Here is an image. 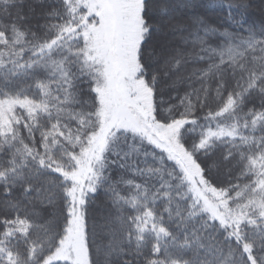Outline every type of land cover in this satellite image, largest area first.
I'll return each instance as SVG.
<instances>
[{"label":"snow or ice","instance_id":"6c2138e0","mask_svg":"<svg viewBox=\"0 0 264 264\" xmlns=\"http://www.w3.org/2000/svg\"><path fill=\"white\" fill-rule=\"evenodd\" d=\"M0 264H264V0H0Z\"/></svg>","mask_w":264,"mask_h":264}]
</instances>
